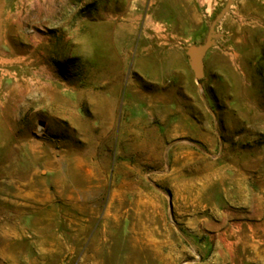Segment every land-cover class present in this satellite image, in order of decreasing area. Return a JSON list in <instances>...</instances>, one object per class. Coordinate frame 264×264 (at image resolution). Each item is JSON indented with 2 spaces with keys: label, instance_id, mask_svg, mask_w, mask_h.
Wrapping results in <instances>:
<instances>
[{
  "label": "rangeland",
  "instance_id": "rangeland-1",
  "mask_svg": "<svg viewBox=\"0 0 264 264\" xmlns=\"http://www.w3.org/2000/svg\"><path fill=\"white\" fill-rule=\"evenodd\" d=\"M232 1L199 87L226 0H0V264H264V0Z\"/></svg>",
  "mask_w": 264,
  "mask_h": 264
},
{
  "label": "water",
  "instance_id": "water-1",
  "mask_svg": "<svg viewBox=\"0 0 264 264\" xmlns=\"http://www.w3.org/2000/svg\"><path fill=\"white\" fill-rule=\"evenodd\" d=\"M232 2V0H226L225 5L221 8L220 12L216 14L214 19L209 21V30L204 42L185 47V54L187 56L189 66L193 71L194 78L199 87H201L200 81L204 76V56L211 47L216 45L217 39L223 35L220 31L216 30V26L230 10Z\"/></svg>",
  "mask_w": 264,
  "mask_h": 264
},
{
  "label": "crops",
  "instance_id": "crops-1",
  "mask_svg": "<svg viewBox=\"0 0 264 264\" xmlns=\"http://www.w3.org/2000/svg\"><path fill=\"white\" fill-rule=\"evenodd\" d=\"M113 105V104H112ZM113 107L111 106V109H112Z\"/></svg>",
  "mask_w": 264,
  "mask_h": 264
}]
</instances>
